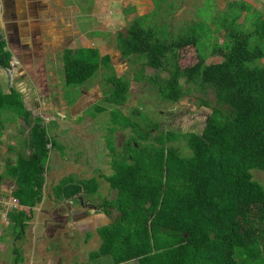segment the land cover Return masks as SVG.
I'll return each mask as SVG.
<instances>
[{
	"label": "trees",
	"instance_id": "obj_1",
	"mask_svg": "<svg viewBox=\"0 0 264 264\" xmlns=\"http://www.w3.org/2000/svg\"><path fill=\"white\" fill-rule=\"evenodd\" d=\"M226 1L217 21L218 30L225 31L224 42L215 43L186 67L180 64L181 49L195 45L201 51L213 35L208 23L192 24L178 38H163L153 26L143 24L147 16L143 15L117 37L123 57L142 65L137 80L149 78L146 67L157 70L151 82L162 99L177 102L191 86L214 90L217 104L201 132L161 130L151 135V129L121 112L131 81L116 73L109 54L101 55L97 47L62 50L68 86L85 85L101 67L112 71L107 78L110 89L104 94L115 108L111 130H134L121 151L114 138L107 139L113 172L101 176L117 193L101 207L117 214L98 226L101 244L80 264L131 260L138 264H264V186L252 174L254 168L264 170V12L248 2L235 8V1ZM1 37L0 31V67L10 68L13 54ZM209 54L222 60L208 63ZM163 72L168 75L162 78ZM96 109L103 112L105 108ZM17 117L25 120L28 134L18 157L6 164L4 176L14 185L12 195L32 213L43 200L50 149L60 145L41 117L26 108L21 91L13 86L5 91L0 84V138L3 124ZM181 137L190 148L188 155L174 144ZM53 189L61 202L79 194L91 197L99 190V180L70 174ZM12 211L8 217L15 221L14 228L19 227L16 239H20L31 215ZM13 253L12 264H25L19 247Z\"/></svg>",
	"mask_w": 264,
	"mask_h": 264
},
{
	"label": "rangeland",
	"instance_id": "obj_2",
	"mask_svg": "<svg viewBox=\"0 0 264 264\" xmlns=\"http://www.w3.org/2000/svg\"><path fill=\"white\" fill-rule=\"evenodd\" d=\"M84 1L82 5L79 4L80 9L76 12V20L81 22L82 29L89 33V36L87 35L89 41L84 40L85 43L92 45L93 38H98L96 35L102 34L98 38L99 45L105 46L107 51H101V53L111 55L116 73L131 81L129 98L124 105L120 106L121 112L136 120L138 125L145 129H151V135H157L161 130L180 133L201 132L212 111V106L217 104L214 90L189 87L182 79L185 88L189 87L190 92L177 102L162 99L151 82V76L156 75L157 70L146 67L145 73L149 75V78L137 80L136 75L142 65L138 62H128L121 56L117 37L120 32H126L129 22L123 26L120 24L119 27L122 26L120 31L114 32L118 24L114 27L113 21L121 16L120 12L116 11L120 0ZM134 1L128 0L125 3L132 6ZM232 1H235V8H241L245 2H248L257 7L260 12H264V0ZM153 2L155 10L146 14L142 22L146 26H153L163 35V38L164 36L178 38L182 29H188L190 25L199 22L208 23L212 28L210 34L213 33V35L205 40L201 51L195 45L181 49V66L192 65L198 60L200 53H207L215 43L224 42L225 31L218 30L217 21L226 10V0H153ZM138 17L137 15L136 18ZM100 19L111 23L110 27L98 31L96 22ZM70 33L73 40H75V34L78 39V32L75 33L72 29ZM68 40H70L69 37L64 44L70 43ZM15 42L17 43V40ZM78 43H81L80 40ZM49 45L44 57L38 61V65L23 68L22 61L17 60L14 55L11 69L0 67V84L3 89L9 91L13 86L21 91L26 108L30 109L35 117H41L42 125L46 126L49 135L62 147L54 146L50 149L45 171L43 200L35 206L33 212L30 213L29 207L23 209L20 204L10 209L17 211L20 216L23 212L31 215L25 237L21 236L20 240H16L13 218H8V214L5 217L0 215V226L2 225L0 236L4 242L0 264L13 263L12 250L15 247L23 251L27 261L25 264H80L88 261L89 252L98 249L101 244V238L97 232L98 224L111 221L117 214L112 208H110L112 212L108 214L101 207L103 201H111L117 193L101 176L113 172L112 149L108 146L107 139L114 138L116 149L121 151L125 147L124 143L134 134V130L131 127L115 132L111 130L114 124L112 112L115 108L103 97V92L106 94L110 89L111 85L107 84V78L112 71L106 72L108 70L101 67L89 80L90 82H87L88 84L81 87L68 86L64 81L63 63L60 57L63 47ZM205 48L208 50L206 51ZM56 55L58 58H55ZM221 60L222 57L219 55L209 54L207 57L208 63ZM261 63H264V58ZM161 74L162 78L168 75L167 72ZM79 95L82 96L78 99ZM79 103L82 105L77 108ZM96 106L105 109L103 112H97ZM135 110L136 113H134ZM4 114L8 118V112L5 111ZM16 119L5 122L4 136L0 141V155L4 153L9 160L16 159L18 153L22 151V144L29 129L24 119L20 120L18 117ZM151 124L156 126L150 127ZM174 144L183 154L190 153L184 138L177 139ZM5 160H7L6 157ZM70 174L76 179L97 177L99 180L98 192L91 197H82L86 200L88 206L86 209L81 208L80 203L73 202L68 205L67 202H61L54 196V186ZM252 174L253 178L264 186V170L254 168ZM12 189L11 186L10 190ZM1 190H3L2 186H0V194H3ZM124 264H137V261L132 260Z\"/></svg>",
	"mask_w": 264,
	"mask_h": 264
},
{
	"label": "crops",
	"instance_id": "obj_3",
	"mask_svg": "<svg viewBox=\"0 0 264 264\" xmlns=\"http://www.w3.org/2000/svg\"><path fill=\"white\" fill-rule=\"evenodd\" d=\"M84 2V0H0V31L5 36L7 49L12 52L13 57L16 55L17 60L22 61L23 68L24 66L28 68L38 65V61L46 54L47 45L49 44L60 45L63 49L65 47L73 49L78 47H97L100 51H107L105 46L102 47L99 45L100 41L98 38L102 34L96 35L98 38L92 37L94 39L92 45L85 43V41H89L87 37L89 33L83 30L81 27L82 23L76 20V12L80 9L79 4L82 5ZM125 2H128V0L119 1L116 11L118 10L121 16L113 21V24H115L114 27H117V24L118 27L120 24L123 26V24L125 25L134 20L137 15H148V13L155 10L153 0H135L132 6H128ZM129 8H132V10H128ZM110 24L111 23H106L100 19L96 22V28L98 31H103L109 28ZM118 27L114 32L120 31L121 27ZM72 29L75 33L78 32V39L75 34V40H73L72 34L70 33ZM68 37L70 38V40H68L70 43L67 42L64 44ZM16 40L17 43L15 42ZM72 40L75 42L73 43ZM78 40H80L81 43H78ZM60 57L62 60V54ZM55 58H58V56ZM3 136L4 131L0 139H2ZM5 157L7 160H5ZM8 161L9 157H7V155H4V153L0 155V186L3 188L1 191L4 192V195H7L10 187L13 186L11 180L4 176L5 166ZM70 200L71 199L63 200L62 202H67L71 205L73 203H71ZM22 207L23 209H27L29 206L22 205ZM3 214L1 215L2 217H4ZM109 222H100L98 226L102 223ZM9 225H11V223H9ZM0 227H2V225ZM18 228H15V238ZM1 234L0 231V235ZM3 244L4 242L0 236V255H2ZM13 251L14 250H12V252ZM24 261L27 263L26 258Z\"/></svg>",
	"mask_w": 264,
	"mask_h": 264
},
{
	"label": "built area",
	"instance_id": "obj_4",
	"mask_svg": "<svg viewBox=\"0 0 264 264\" xmlns=\"http://www.w3.org/2000/svg\"><path fill=\"white\" fill-rule=\"evenodd\" d=\"M18 205L19 200L17 198L13 196L6 197L4 194H0V215L4 213V217L7 216L9 210L17 207Z\"/></svg>",
	"mask_w": 264,
	"mask_h": 264
},
{
	"label": "flooded vegetation",
	"instance_id": "obj_5",
	"mask_svg": "<svg viewBox=\"0 0 264 264\" xmlns=\"http://www.w3.org/2000/svg\"><path fill=\"white\" fill-rule=\"evenodd\" d=\"M111 56V55H110ZM121 56H122V53H121ZM112 56H111V62H112ZM115 67V66H114ZM82 96V95H81ZM81 96L79 95V97H78V99L79 98H81ZM80 103L76 106L77 108H80ZM71 203H73V202H77V203H80L81 204V208H84V209H86L88 206H87V203H86V200H84L83 198H82V196H79V195H77L75 198H71ZM66 204H68V203H66ZM70 204V203H69ZM68 204V205H69ZM80 211H84V210H82V209H80Z\"/></svg>",
	"mask_w": 264,
	"mask_h": 264
},
{
	"label": "clouds",
	"instance_id": "obj_6",
	"mask_svg": "<svg viewBox=\"0 0 264 264\" xmlns=\"http://www.w3.org/2000/svg\"><path fill=\"white\" fill-rule=\"evenodd\" d=\"M131 22V21H130ZM129 22V23H130ZM127 29V28H126ZM120 50V49H119ZM101 52V51H100ZM101 55H103L102 53H101ZM123 56V55H122ZM12 59H13V56H12ZM112 63V62H111ZM11 64H12V60H11ZM113 65V64H112ZM114 66V65H113ZM11 68V67H10ZM9 68V69H10ZM6 69H8V68H6ZM103 97H104V92H103ZM25 101V100H24ZM25 103V102H24ZM25 105H26V103H25ZM80 105H82L81 103H80ZM30 110V109H29ZM3 127H4V124H3V126H2V129H3ZM3 131H4V129H3ZM12 188L14 189V185L12 186ZM12 189V190H13ZM12 190H9V193L7 194V195H5L6 197H9V196H13V195H11L12 194ZM14 197V196H13ZM20 204V203H19ZM21 205V204H20ZM10 211V210H9ZM9 218V217H8Z\"/></svg>",
	"mask_w": 264,
	"mask_h": 264
},
{
	"label": "water",
	"instance_id": "obj_7",
	"mask_svg": "<svg viewBox=\"0 0 264 264\" xmlns=\"http://www.w3.org/2000/svg\"><path fill=\"white\" fill-rule=\"evenodd\" d=\"M2 33V32H1ZM1 39H5V36L3 35V33H2V37H1ZM83 101V100H82ZM93 103V102H92ZM83 107H85L84 105H83Z\"/></svg>",
	"mask_w": 264,
	"mask_h": 264
}]
</instances>
